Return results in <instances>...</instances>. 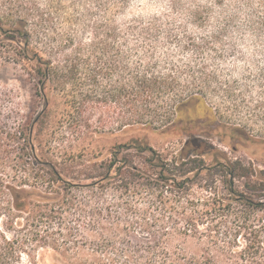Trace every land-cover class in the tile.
I'll list each match as a JSON object with an SVG mask.
<instances>
[{"label": "trees", "instance_id": "16d2710c", "mask_svg": "<svg viewBox=\"0 0 264 264\" xmlns=\"http://www.w3.org/2000/svg\"><path fill=\"white\" fill-rule=\"evenodd\" d=\"M132 1L0 0L19 25L0 30L36 58L42 114L55 82L76 121L101 106L96 131L186 137L170 158L136 135L99 162L0 150V264H264V166L210 141L222 126L264 142V76L223 67L247 60L238 42L264 51V0H165L122 20Z\"/></svg>", "mask_w": 264, "mask_h": 264}, {"label": "rangeland", "instance_id": "374dc122", "mask_svg": "<svg viewBox=\"0 0 264 264\" xmlns=\"http://www.w3.org/2000/svg\"><path fill=\"white\" fill-rule=\"evenodd\" d=\"M166 7L165 0H133L120 18L145 17ZM0 18L2 27H19L17 17L7 13L6 6L0 8ZM5 32L0 30V150L3 154H7L12 143H33L38 154L48 145L55 159L81 154L82 161L99 162L109 159V151L117 144L126 143V137L131 135L140 137L142 143L149 144L168 158L180 151L186 137L175 127L164 130L131 127L123 132L96 131V121L100 119L102 109L93 102H89L87 109L82 111L81 121H76V114L68 104L69 96L56 87L55 82H47L44 86L43 93L48 97V104L42 114L46 103L35 77L36 58L31 51L26 50L18 34ZM238 43L239 52L247 60L239 55L229 56L223 66L227 73L234 75L240 83L245 77L264 76V51H256ZM38 116L39 121H35ZM257 120V129L254 131L264 135V120ZM210 136L211 144L225 151L226 156L250 159L264 166V142L247 139L222 126ZM205 158L211 161L213 157L206 155ZM39 255L42 256V253ZM39 264H43L42 259Z\"/></svg>", "mask_w": 264, "mask_h": 264}]
</instances>
